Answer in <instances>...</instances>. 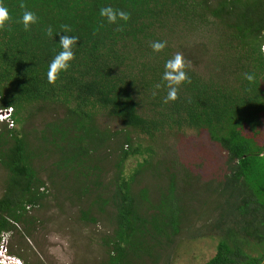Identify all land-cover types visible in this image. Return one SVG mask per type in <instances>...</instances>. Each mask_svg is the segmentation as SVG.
Masks as SVG:
<instances>
[{
	"label": "trees",
	"instance_id": "1",
	"mask_svg": "<svg viewBox=\"0 0 264 264\" xmlns=\"http://www.w3.org/2000/svg\"><path fill=\"white\" fill-rule=\"evenodd\" d=\"M23 2L38 17L30 31L21 22V0H0L11 17L0 30V109L11 107L14 120L13 128L1 124L0 129V166L7 171L0 199V236L13 230L15 223L30 224L27 209L39 206L46 196L32 162L37 149L49 145L48 153L60 155L54 162L56 171L71 169L84 176L79 168L99 170L106 141L123 134L107 182L109 197L102 199L104 194L99 193L80 217L95 223V213L112 204L115 228L104 242L108 253L103 264L158 259L159 251L180 232L183 205L170 183L165 200L151 208L149 217H142L137 198L145 190L135 195L132 185L139 168L148 164V158L140 157L154 154L145 140L187 126L205 130L226 153L229 172L215 184L219 196L226 182L240 188L235 190L237 196L231 191L229 199L225 197L227 211L222 215L239 216L242 234L229 228L206 264H264V55L258 51L264 34V0ZM105 6L129 13V21L108 23L99 15ZM64 24L71 26L68 34L79 37V42L71 67L51 84L48 66L61 50L59 34ZM49 26L51 37L46 34ZM121 26L123 31H118ZM153 41H166L167 47L156 53L150 47ZM194 43L199 49H194ZM177 52L189 64L191 82L180 87L175 102L165 104L167 87L154 86L165 83V62ZM200 64L209 70L208 76L198 73ZM245 73L254 74L255 81L249 83ZM40 106L63 109L64 114L46 123L31 150L29 134L23 130L29 118L26 113L37 114ZM88 181L80 186L79 196L87 197ZM91 183L98 188L95 181ZM57 187L66 190L64 185ZM244 244L261 249L252 256L241 248Z\"/></svg>",
	"mask_w": 264,
	"mask_h": 264
},
{
	"label": "rangeland",
	"instance_id": "2",
	"mask_svg": "<svg viewBox=\"0 0 264 264\" xmlns=\"http://www.w3.org/2000/svg\"><path fill=\"white\" fill-rule=\"evenodd\" d=\"M195 43L194 49H199ZM198 73L208 76L209 70L200 64ZM38 109L40 110L37 114L26 113L29 118L23 128L32 142L31 150L37 142L35 137L40 134L46 123L64 114L63 109L50 106H40ZM137 135L132 132V136ZM123 137V134L111 135L106 141L98 159L99 170L88 171L79 168L85 177L71 169L56 171L54 162L59 160L60 155L48 153L49 145L37 149L35 153L38 156L35 154L32 162L44 182L46 196L39 206L27 209L30 224L15 223L13 230L4 233L7 253L11 257L19 260L21 264H24L23 260L29 264L105 262L108 249L104 242L115 228L111 202H108L102 213H95V223L82 220L80 214L82 209L100 197L99 193L104 194L100 197L102 199L109 197L107 182L113 176V165ZM146 142L152 147L154 154L152 158L144 153L140 157L148 158V164L139 168L132 185L135 195L145 190L142 198H137L141 204L142 217H149L153 214L151 208L165 200L170 183L173 195L183 205L184 215L179 234L173 238L169 247L159 251L158 259L146 257L134 264H206L215 255L223 233L226 234L231 228L240 235V228L244 227L239 216L228 218L222 215L227 211L224 206L225 197L229 199L227 195L231 191L232 195L237 196L235 190L240 189H233L231 184L226 182L223 196L220 197L215 186L223 180L224 174L229 172L226 168V153L210 139L205 130H195L187 126L162 132L148 141L145 140ZM130 167L129 161L126 163V169ZM55 171L59 177H55ZM87 173H90V176L87 177ZM86 179L89 180V192L87 197H81L79 194L83 187L80 186L86 185ZM6 180L7 171L0 166V199L7 186ZM92 181H95L96 185L99 184L98 188L92 186ZM58 185H64L66 190L56 189ZM208 185L211 190L207 189ZM92 190L94 192H91ZM239 192L240 190L237 191ZM245 228L252 230L251 226ZM243 237L248 238L247 241L260 243L256 237ZM241 248L252 256H256L261 249L259 247L257 250L248 244Z\"/></svg>",
	"mask_w": 264,
	"mask_h": 264
},
{
	"label": "clouds",
	"instance_id": "3",
	"mask_svg": "<svg viewBox=\"0 0 264 264\" xmlns=\"http://www.w3.org/2000/svg\"><path fill=\"white\" fill-rule=\"evenodd\" d=\"M19 7L23 9L22 24L25 31H30L31 26L38 21L37 15L28 10V6L21 0ZM99 15L107 20L110 24L117 23V20L124 22L129 21L130 14L120 10L114 9L111 6H105L100 9ZM11 17L7 7L0 3V30H4L6 25L10 22ZM61 34H59V47L60 51L52 58L49 63L47 71L48 82L54 84L59 78L62 72H67L71 67L72 61L75 59L74 47L79 42V37L69 35L72 32L71 26L64 24L61 25ZM118 31H123V27H119ZM46 34L51 37L53 29L49 26L46 30ZM151 49L160 53L167 47L166 41H153L150 44ZM259 54L264 55V34H261L260 42L258 43ZM189 67L182 53L177 52L172 58L167 60L164 65V73L162 75V81L164 84H156L154 87L160 89L167 87V95L164 97L163 102L165 104L169 102H175L179 96L180 87L185 83H190V77L188 76L187 69ZM244 78L249 82L255 81V75L252 73H245ZM155 94V93H154ZM264 155V154H262Z\"/></svg>",
	"mask_w": 264,
	"mask_h": 264
},
{
	"label": "built area",
	"instance_id": "4",
	"mask_svg": "<svg viewBox=\"0 0 264 264\" xmlns=\"http://www.w3.org/2000/svg\"><path fill=\"white\" fill-rule=\"evenodd\" d=\"M0 123L5 124L9 129L14 127L13 109L11 107L0 109ZM4 240L5 234L2 233L0 236V264H21L19 260H16L7 253V241Z\"/></svg>",
	"mask_w": 264,
	"mask_h": 264
}]
</instances>
